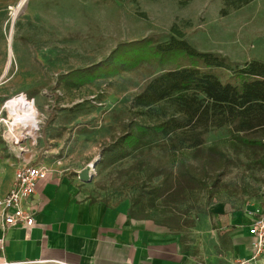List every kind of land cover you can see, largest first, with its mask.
<instances>
[{"label":"rangeland","instance_id":"1","mask_svg":"<svg viewBox=\"0 0 264 264\" xmlns=\"http://www.w3.org/2000/svg\"><path fill=\"white\" fill-rule=\"evenodd\" d=\"M21 1L0 0V162L46 163L49 169L63 170L72 184L95 199L131 201L143 178L137 162L143 157L152 162L166 159L158 148L146 147L144 153L135 152L109 167L103 161L107 147L130 118L152 123L163 114L158 110L139 115L132 105L134 96L162 67L146 64L80 87L66 85L61 80L64 74L100 62L122 42L145 37L168 41L174 26L200 51L219 52L238 63L264 62V0L239 8L227 5V15L221 13L224 0ZM22 95L35 101L40 126L34 137L19 133L17 141L3 106ZM206 138L209 145L218 144L228 152L230 166L220 187L213 189V199L198 189L180 210L197 220L217 203L229 202L236 209L251 203L264 206L261 154H236L227 128H214ZM180 154L186 157L189 152ZM94 160L98 161L91 168L92 180H82L80 172ZM168 160L173 164L172 158ZM157 212L158 207L153 216L159 217Z\"/></svg>","mask_w":264,"mask_h":264},{"label":"trees","instance_id":"2","mask_svg":"<svg viewBox=\"0 0 264 264\" xmlns=\"http://www.w3.org/2000/svg\"><path fill=\"white\" fill-rule=\"evenodd\" d=\"M251 1L224 0L221 13H229L227 5L239 8ZM172 32L165 42L145 37L119 43L105 59L73 69L61 80L80 87L146 64L162 67L134 96L132 105L139 115L158 110L163 114L152 123L130 118L123 133L107 147L103 161L109 167L135 152L144 153L146 147L149 151L158 148L166 159L152 162L143 157L137 162L143 178L129 213L147 218L158 207L159 222L182 234L184 242L197 220L180 210V205L198 189L213 199V189L220 187L231 163L225 149L208 144L206 136L212 129L227 128L231 149L247 157L248 153L261 154L258 161L264 167V62L238 63L219 52L200 51L184 32L175 26ZM184 150L189 152L186 157L180 154Z\"/></svg>","mask_w":264,"mask_h":264},{"label":"crops","instance_id":"3","mask_svg":"<svg viewBox=\"0 0 264 264\" xmlns=\"http://www.w3.org/2000/svg\"><path fill=\"white\" fill-rule=\"evenodd\" d=\"M17 166L0 162V197L14 186ZM130 205L95 199L51 168L24 201L35 213L33 226L6 227L0 217V264H264L249 233L261 204L217 203L200 214L184 242L157 216L132 217Z\"/></svg>","mask_w":264,"mask_h":264},{"label":"built area","instance_id":"4","mask_svg":"<svg viewBox=\"0 0 264 264\" xmlns=\"http://www.w3.org/2000/svg\"><path fill=\"white\" fill-rule=\"evenodd\" d=\"M49 170L43 162L17 166L14 186L5 196L0 197V217L4 226L34 225L35 213L25 208L24 201L34 196L38 181L46 178ZM251 216L249 233L254 238L253 247L257 257L264 255V207L258 206ZM4 242V237H1L2 247Z\"/></svg>","mask_w":264,"mask_h":264},{"label":"bare ground","instance_id":"5","mask_svg":"<svg viewBox=\"0 0 264 264\" xmlns=\"http://www.w3.org/2000/svg\"><path fill=\"white\" fill-rule=\"evenodd\" d=\"M25 0L21 1V4ZM5 110L8 112V126L15 135V140L19 141L18 135L21 133L23 137H34L35 132L39 129L40 120L38 118L39 111L35 101L22 95L20 98L9 99L4 103ZM94 161L91 162V168Z\"/></svg>","mask_w":264,"mask_h":264},{"label":"water","instance_id":"6","mask_svg":"<svg viewBox=\"0 0 264 264\" xmlns=\"http://www.w3.org/2000/svg\"><path fill=\"white\" fill-rule=\"evenodd\" d=\"M97 160H95V162H93L92 167L95 166ZM93 177V174L91 172V165L87 166L86 168H84L81 172H80V178L84 181H91Z\"/></svg>","mask_w":264,"mask_h":264}]
</instances>
